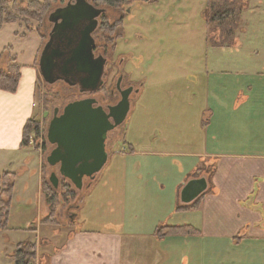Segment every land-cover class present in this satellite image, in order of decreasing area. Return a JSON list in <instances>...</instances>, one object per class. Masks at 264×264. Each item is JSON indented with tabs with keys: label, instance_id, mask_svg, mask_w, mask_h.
<instances>
[{
	"label": "rangeland",
	"instance_id": "rangeland-1",
	"mask_svg": "<svg viewBox=\"0 0 264 264\" xmlns=\"http://www.w3.org/2000/svg\"><path fill=\"white\" fill-rule=\"evenodd\" d=\"M29 1L10 0L9 5L16 4L25 9ZM69 1L55 0L41 22L29 20L30 25L38 30L28 31L25 22L10 23L0 28V72L9 69L13 58L20 66L32 63L35 59V62H39L53 27L48 16ZM209 1L130 0L116 8L98 6L106 11L95 32L96 43L99 50H103L108 57V64L104 90L93 97L106 106L110 102L108 93L120 74L126 75L123 85L132 84L139 88V92L135 91L130 96L131 108L125 122L108 134L107 163L93 180L86 177L81 189L60 173L59 165H50L47 158L55 148L48 140V128L55 110L58 108L62 113L68 103L80 100L84 95L77 86H71L65 81L59 80L54 84L45 82L39 71L35 122L27 134L28 145L24 146L30 148L32 162L27 169L24 167L18 173L11 171L16 174V195L24 196L29 188H34L35 198L29 212L20 204H14L12 210L20 214L17 218L19 225L30 227L23 231L27 235L23 241L34 242L36 246V255L30 264H42L43 257L47 258V252L52 250V246L63 243L71 225L75 228L99 227L104 222L101 219L109 217L108 188L105 185L108 173L114 164L115 154L124 156L125 152H131L130 143H135L138 150L141 148L140 142L145 149L151 147L150 143L157 146L160 153L155 160L162 165L165 175L179 173L176 165L179 162L176 156L171 155L173 152L201 153L202 149L196 146L197 142L203 147L198 126L202 117L209 118L210 109L212 112L217 109L209 100L214 94L222 92L232 95L240 92L244 95L240 98L242 100L237 97V103L230 97L228 107L237 109L236 112H247L242 115L239 126L228 120V115L220 119L216 113L212 117L209 134L217 138L224 127L227 140L250 142L251 146L264 148V0H237L243 4L242 25L235 43L230 46H215L208 40L209 30L204 14ZM120 20V26L115 32L108 31L107 23L114 25ZM117 41L118 49L115 51L113 44ZM38 44L40 53L36 57ZM208 80L212 83L211 88ZM236 104L238 106L234 107ZM36 125L39 127L38 133L35 132ZM192 140L195 141L191 143ZM145 156L135 155V161L138 163ZM39 160L43 167L44 194L49 186L54 189L50 181L51 174L55 172L59 178V186L55 190L61 202L56 207L54 219L50 217L52 210L47 197V211L42 209V216L38 218L41 214L39 198L36 196ZM189 165L183 166L188 168ZM208 173L209 170L205 171L206 176H209ZM164 181L167 186L163 196L167 198L174 181L173 185L167 179ZM136 184L140 186V182ZM150 184L154 190L163 188L157 180ZM72 190L76 191V195H69L66 199L64 193H72ZM96 205H99V209L95 208ZM128 206L130 209L133 204L129 203ZM78 209V216L74 215ZM21 211L25 212V217L21 216ZM124 214L122 208L120 215L123 218ZM46 217L49 220L45 223ZM117 218L120 219L119 216ZM31 226L38 229L37 233L31 230ZM19 232L20 235L14 233L13 237L5 238V230H0V264H15L11 256L19 244H15V238H23L25 235Z\"/></svg>",
	"mask_w": 264,
	"mask_h": 264
},
{
	"label": "crops",
	"instance_id": "crops-1",
	"mask_svg": "<svg viewBox=\"0 0 264 264\" xmlns=\"http://www.w3.org/2000/svg\"><path fill=\"white\" fill-rule=\"evenodd\" d=\"M39 48L40 44L36 57L40 53ZM35 60L21 64L15 92L0 89V173H18L32 162L30 148L22 144L24 127L35 119L39 81ZM208 86H212L210 80ZM230 97L237 102V97L242 100L240 98L244 95L221 92L209 97L217 109L212 112L209 108V118L202 117L198 126L204 148L197 142L196 146L202 149L201 153H168L177 157L178 174L165 175L162 165L155 160L160 151L153 143L145 149L140 142L142 149L139 150L135 143H130L131 152H125L124 156L115 154L105 184L109 217L102 218L104 222L99 227L75 228L71 225L63 243L52 246L47 258L43 257L42 264H264V148L251 146L250 142L227 140L224 127L217 138L209 134L212 117L216 113L220 119L228 115V120L240 125L238 122L247 111L230 109ZM138 154L146 156L137 163L135 155ZM206 163L213 164L215 168L210 176L200 172ZM188 164L189 167L184 168L183 165ZM38 166L36 196L39 198L40 218L42 209L47 211V199L43 192L41 160ZM195 178H205L207 182V188L199 195L201 202L197 208L178 210L179 205L185 207L194 202L183 201L182 190L186 182ZM164 179L170 185L174 181L167 198L163 196L167 186ZM154 180L160 182L162 190L152 188L150 182ZM33 197L34 188H29L24 196L14 192L9 230L3 237H13L14 233L20 235L19 231L25 233L24 229L30 228L19 225L17 218L20 214L12 210L14 204H20L29 212ZM129 203L133 204L130 209ZM97 206L95 208L99 209ZM122 208L125 210L124 218L120 215ZM76 211L74 215L78 216L79 209ZM21 212L25 217V212ZM160 224L190 225L193 231L157 237L155 229ZM26 237V233L23 238L16 237L15 244Z\"/></svg>",
	"mask_w": 264,
	"mask_h": 264
},
{
	"label": "water",
	"instance_id": "water-1",
	"mask_svg": "<svg viewBox=\"0 0 264 264\" xmlns=\"http://www.w3.org/2000/svg\"><path fill=\"white\" fill-rule=\"evenodd\" d=\"M105 11L89 0H70L49 14L53 28L39 58V71L45 82L56 83L62 73L63 80L71 86L79 84L81 92H94L103 86L107 58L96 56L94 32ZM131 93L132 88L122 91V99L109 112L96 106L95 98L72 101L62 113L55 110L48 128V140L55 148L47 161L52 166L59 165L60 173L76 188H83L84 179L94 178L107 163V134L125 122ZM50 181L54 187L59 186L55 172ZM206 188L205 178L191 180L182 190V200L191 202Z\"/></svg>",
	"mask_w": 264,
	"mask_h": 264
},
{
	"label": "trees",
	"instance_id": "trees-1",
	"mask_svg": "<svg viewBox=\"0 0 264 264\" xmlns=\"http://www.w3.org/2000/svg\"><path fill=\"white\" fill-rule=\"evenodd\" d=\"M55 0H30L29 6L25 9L20 8L16 4L9 5L10 0H0V28L6 24L25 22L28 27V31L38 30L34 29L30 25L29 20H36L41 22L52 7V3ZM130 0H90L95 6L108 5L111 7H120ZM14 3V2H13ZM242 9L243 4L237 0H210L205 9V19L208 25L209 35L208 40L215 46H230L233 45L237 38V33L242 25ZM121 20L114 25L110 23L106 24V28L110 32H115L119 28ZM43 36V35H42ZM2 54L0 53V60ZM16 59L13 58L12 65L6 71L0 72V89L15 92L18 88L20 79V65L16 64ZM38 64V61H37ZM35 120H30L24 127L23 146L28 145L27 134L32 130V125ZM38 125V124H37ZM35 126V132L39 130L38 126ZM213 164H204L200 168V172L209 170V176L214 173ZM15 175L11 172L0 173V230L9 229V218L12 207V196L15 186ZM69 186V184H67ZM49 186L47 193L45 194L51 205V218H55L54 212L56 207L61 202L58 192ZM73 194V195H72ZM69 195L75 196L76 191L72 190V193L65 192L66 199ZM200 197L191 205L177 207L178 210L197 208L200 203ZM48 218L44 219V222H48ZM54 222V221H50ZM192 227L190 225H158L155 229V235L162 237L166 235H179L192 233ZM35 244L31 242H20L14 252L12 258L15 264H30V260L36 255Z\"/></svg>",
	"mask_w": 264,
	"mask_h": 264
},
{
	"label": "flooded vegetation",
	"instance_id": "flooded-vegetation-1",
	"mask_svg": "<svg viewBox=\"0 0 264 264\" xmlns=\"http://www.w3.org/2000/svg\"><path fill=\"white\" fill-rule=\"evenodd\" d=\"M65 6V5H64ZM61 7H63V5L61 6ZM105 13V12H104ZM104 13L99 17V21H101V18L104 16ZM63 21V20H62ZM116 23V22H115ZM114 23V24H115ZM99 25H100V22H99ZM98 25V27H100ZM110 25H112V23H110ZM53 28V27H52ZM98 29V28H97ZM97 29H96V31H97ZM95 31V32H96ZM94 32V37H95V39L97 40V37H96V33ZM60 44H61V49H62V51H63V36H62V38H61V42H60ZM113 48L115 49V51L118 49V41L117 42H114V44H113ZM95 54H96V56H98V55H103V56H105L106 58H107V62H106V66H105V73H104V76H103V80H104V83H103V86L99 89V90H97V91H94V92H81V88H80V85L79 84H77L76 86L79 88V91L81 92V94H83L84 95V98H82V99H85V98H95V97H93V95H95L96 93H98V92H102L103 90H104V87H105V77H106V74H107V64H108V57L106 56V54H105V52L103 51V50H99V47H98V45H97V43H96V47H95ZM61 63H63V57L61 58ZM61 81H65V80H63V74L61 73V79H60ZM126 80V75L125 74H120L118 77H117V79H116V82H115V84H114V86L110 89V93H108V96H107V98H109V100H110V102L109 103H107V105L105 106V105H103V104H101L100 102H99V99H97V98H95L96 99V106H102L107 112H109L110 111V107H112V106H115V105H117L119 102H120V100L122 99V91H124V90H126V89H129V88H132V93H134L135 91L136 92H139V88H137L136 86H134V85H132V84H128V85H123V83H124V81ZM66 82V81H65ZM67 83V82H66ZM131 93V94H132ZM131 94H130V96H131ZM117 97H119L118 99H117V101H115V102H113ZM59 113H61L60 111H59ZM119 127V126H118ZM117 128V127H116ZM114 130V129H113ZM112 131V130H111ZM110 132V131H109ZM109 134V133H108ZM108 134H107V137H106V146H107V141H108ZM55 146V145H54ZM108 152V151H107Z\"/></svg>",
	"mask_w": 264,
	"mask_h": 264
},
{
	"label": "built area",
	"instance_id": "built-area-1",
	"mask_svg": "<svg viewBox=\"0 0 264 264\" xmlns=\"http://www.w3.org/2000/svg\"><path fill=\"white\" fill-rule=\"evenodd\" d=\"M30 142H31V143H33V140H32V139H30Z\"/></svg>",
	"mask_w": 264,
	"mask_h": 264
}]
</instances>
